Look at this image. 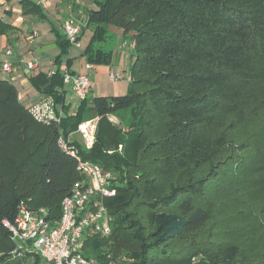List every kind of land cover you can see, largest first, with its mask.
<instances>
[{"label": "trees", "instance_id": "trees-1", "mask_svg": "<svg viewBox=\"0 0 264 264\" xmlns=\"http://www.w3.org/2000/svg\"><path fill=\"white\" fill-rule=\"evenodd\" d=\"M94 1L83 30L92 35L82 56L90 65H111L114 55L102 45L108 25L133 32L128 93L86 97L70 114L61 66L65 62L76 75L69 69L72 45L57 32L54 74L37 73L30 82L62 107L59 125L37 123L15 87L0 80V181L15 188L7 203L0 202V264L15 260L2 221H13L24 203L31 211L45 209L57 223L62 200L85 179L79 159L113 174L116 194L104 200L112 217L109 236L113 244L129 234L137 247L126 254L133 264H191L201 252L204 259L195 264H245L264 235L241 242L233 235L206 236V230L225 215V206L239 205L250 227L264 231V205L259 219L243 206L249 196L264 198V0ZM67 2L75 11V0ZM21 3L24 14L46 17L30 0ZM6 29L0 23V34ZM128 111L137 118L126 138L134 159L108 153L113 146L105 134L89 151L74 141L75 156L60 148V135L68 138L86 120L98 119L99 131L115 129L108 118L122 119ZM222 179L238 185L231 202L221 184L212 187ZM99 237H88L82 254L109 264L110 255L96 252ZM33 264L42 260L35 257Z\"/></svg>", "mask_w": 264, "mask_h": 264}, {"label": "rangeland", "instance_id": "rangeland-1", "mask_svg": "<svg viewBox=\"0 0 264 264\" xmlns=\"http://www.w3.org/2000/svg\"><path fill=\"white\" fill-rule=\"evenodd\" d=\"M34 4L38 5L42 9V13L46 15L42 18L39 14H24L22 9L23 5L21 0H10L5 2V0H0V23L7 27L5 33L0 34V80L5 81L13 85L18 93L19 103L25 107L31 100L37 98L40 92L32 85L30 82V77L33 75L30 73H20L19 69L17 72L5 73L2 71V62L5 59L4 52L8 45H11L13 56L8 58V60L14 62L16 58L22 57L23 61H26L28 57L27 52V42L29 40V32L34 31L37 33L38 37H41L46 42H51V51L48 53L47 59L43 61L44 69H54L53 60L54 54L57 52V48L54 45L56 41V32L62 35V31L59 26V22L65 17L72 16L73 6L71 3L68 4V0H30ZM5 4V6H3ZM83 6V10L81 7ZM75 8L77 11H82V19H84L82 24L87 25V12L96 9V4L94 0H75ZM74 13V11H73ZM81 16V15H79ZM108 35L109 38L107 42L103 43V48L106 51H112L114 57L111 65L95 64L96 72H92L94 75V82L92 89L88 93V98H94L99 96H123L128 93L129 83L131 79V68L134 62V42H133V32H124L123 29L114 26L113 24L108 25ZM92 34V29H87L86 36L89 37ZM84 41V42H83ZM83 43L87 41V38L83 39ZM86 46L82 49L72 47L73 50H78L83 54ZM42 52V51H40ZM38 52V53H40ZM27 58V59H26ZM17 60V59H16ZM70 71L75 74L86 73L85 66L87 64L86 58L84 56H79L71 59ZM42 67V66H41ZM67 70L66 63L63 62L61 66V71ZM113 71L114 74H122L123 80L116 83H109L108 75L109 72ZM38 73V72H37ZM66 100L71 105L70 110L76 111L80 100L78 97L67 92ZM109 122L117 125L115 129H108L107 127L101 131L98 129V119H88L87 121H93L95 124L94 139L91 147L87 146L83 142L80 134L74 132L69 135L74 141H77L82 148L89 151L93 148L97 141L98 134L103 136H108L112 141L113 148H109L108 153L118 152L124 156L135 158L134 149L130 147L127 143V135H129L134 130V123L136 122V115L132 111H128L122 114V119L110 116ZM99 132V133H98ZM105 134V135H104ZM105 136V137H106ZM131 149V150H130ZM23 152V150L21 151ZM7 155V154H6ZM10 157V153H8ZM2 166V165H1ZM3 166L0 167V171L3 170ZM13 171L6 173L7 179L12 176ZM138 174V173H137ZM223 176V175H221ZM26 179L29 178L27 174ZM229 180H224L212 183V187L218 188L221 184V189H225L226 202H231V195L238 192V185L234 183H228ZM217 183V185H215ZM14 187L11 186L9 181H0V202L7 203L14 191ZM253 196V195H252ZM216 200V199H215ZM218 201V200H216ZM246 204L243 206H248L256 211V218H260L259 210L264 205V198L261 196H253L245 199ZM225 215L221 216L218 220L214 219L211 224L207 226L206 236L216 234V236H237L241 242L243 240H250L249 238L254 236L257 240L259 236L264 235V231L261 230L257 232L255 227H250L252 225V220L250 218L244 219V213L238 214L239 205L237 208H232L231 205L225 206ZM264 227V226H263ZM218 232V233H217ZM101 239V245L96 252L100 254L110 255L109 264H133V259L126 255L127 253H132V249L137 248L134 241L131 239L129 234H124L121 236V240L115 241L113 244L111 242V237H99ZM260 244L256 245L246 253L248 258L245 264H264V241H258ZM116 244V245H114ZM202 252L199 253L192 261L191 264L199 263L203 260ZM203 258V259H202ZM34 261V260H33ZM18 261L10 260L7 264H17ZM33 264V263H32ZM42 264H46L42 261ZM186 264V263H179Z\"/></svg>", "mask_w": 264, "mask_h": 264}, {"label": "built area", "instance_id": "built-area-1", "mask_svg": "<svg viewBox=\"0 0 264 264\" xmlns=\"http://www.w3.org/2000/svg\"><path fill=\"white\" fill-rule=\"evenodd\" d=\"M86 21H88L86 19ZM86 23L75 17H69L61 24V31L72 47L82 48L81 37ZM37 37L36 32L30 35V41ZM5 60L2 71L13 72V56L11 45L4 52ZM24 68L30 72L39 71V61L33 59L24 63ZM93 65L86 64V69L91 70ZM55 70L51 72L54 74ZM63 73V91L75 94L78 99L84 100L92 89L93 81L89 74L73 75L68 70ZM50 74V75H51ZM121 75L110 74L111 82H118ZM67 103V102H66ZM71 106V105H70ZM30 116L42 125H59L65 114L62 107L49 96H43L39 101L27 107ZM74 111L70 110L73 115ZM95 124L93 121L83 122L76 133L80 134L83 142L91 147L94 139ZM71 137L60 135L58 144L63 151L77 155L76 146ZM78 170L85 179L77 183L71 193L61 203V215L57 223L48 219L45 209L31 211L24 203L19 206V211L13 221L4 219L2 225L10 233L15 247L11 251L13 259L22 264H32L35 257H39L46 264H95V261L86 259L82 254L84 242L88 237H108L111 234L110 216L104 205L106 198L116 194L113 185V174L105 172L98 164L79 159Z\"/></svg>", "mask_w": 264, "mask_h": 264}, {"label": "crops", "instance_id": "crops-1", "mask_svg": "<svg viewBox=\"0 0 264 264\" xmlns=\"http://www.w3.org/2000/svg\"><path fill=\"white\" fill-rule=\"evenodd\" d=\"M10 0H5V2H9ZM3 6H5V4L3 5ZM84 8H83V6L81 7V10H83ZM81 13H83L82 11H74V13H73V11H72V16H68V17H65V19H67V18H69V17H75L77 20H79V21H83L84 19H82V15L83 14H81ZM79 15H81V16H79ZM65 19H62L60 22H59V26H60V29H61V24L64 22V20ZM32 32L33 31H30L29 32V35H31L32 34ZM92 35V34H91ZM90 37L91 36H89V37H87L86 36V32L84 33V35H83V37H82V39H81V43H82V48H83V46H87V44H88V42H89V40H90ZM85 38H87V41L85 42V43H83L84 41H83V39H85ZM83 41V42H82ZM54 43V45L56 46V42L54 41L53 42ZM50 46H51V42H46V41H44L41 37H38V35H37V37L33 40V42H31L30 41V36H29V40H28V42H27V52H26V56L28 57V59L26 60V61H23L22 60V57H19V58H16L15 60H14V67H13V71L14 72H17V70L19 69V71H20V73L23 71L24 73H30L29 71H27L25 68H24V63L25 62H28V61H31V60H33V59H36V60H38L39 61V71H38V73H44V74H47V75H50L51 74V72L53 71V70H55V66H54V69H44L45 68V66L43 67V61H44V59H47V56H48V53L51 51V48H50ZM56 48H57V46H56ZM81 48V49H82ZM40 51H42V52H40ZM38 52H40V53H38ZM59 54V51H58V48H57V52H55V54L53 55L54 56V59L56 58V56ZM82 55V53L81 52H79L78 50H73L72 48H71V50H70V52H69V58L70 59H73V58H76V57H79V56H81ZM5 60V59H4ZM54 61V60H53ZM54 65V64H53ZM42 66V67H41ZM85 70H86V73H84V74H89L90 75V77H91V79H92V81L94 82V75L95 74H92V72H96V67H94L93 66V68L91 69V70H87L86 69V66H85ZM33 75L34 74H37V72H31ZM110 74H114L113 73V71H110L109 72V75H108V81H109V83H116V82H111L110 81ZM76 75H79V74H76ZM117 75H121L122 76V78L124 77L122 74H117ZM121 80H123V79H121ZM120 80V81H121ZM69 93H71V92H69ZM108 96V95H107ZM43 96L41 95V94H39V96L37 97V98H35V99H33V100H31L25 107L27 108L29 105H31L32 103H35V102H37V101H39L41 98H42ZM67 97V96H66ZM19 99H20V97H19ZM66 102H67V100H66ZM67 104H69V102H67Z\"/></svg>", "mask_w": 264, "mask_h": 264}]
</instances>
